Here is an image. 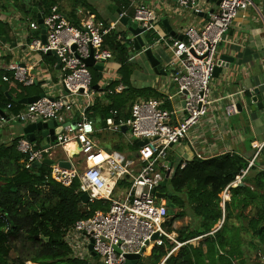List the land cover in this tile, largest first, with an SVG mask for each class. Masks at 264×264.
Segmentation results:
<instances>
[{"label":"built area","instance_id":"1","mask_svg":"<svg viewBox=\"0 0 264 264\" xmlns=\"http://www.w3.org/2000/svg\"><path fill=\"white\" fill-rule=\"evenodd\" d=\"M174 3L177 9L195 15L204 12L207 5L206 0H176ZM251 4V0H218L203 25L200 28L187 25L181 39L160 33L157 26L160 17L153 9L133 4L127 9H121V13L112 21L99 20L93 13H86L76 23L66 19L59 12L58 6L53 5L45 16H41L45 43L39 35L32 34L38 29L37 22L26 19L28 32L21 45L41 54L54 51L58 59V74L53 85L56 95L51 90L43 91L37 100L25 103L20 110L4 111L5 116L0 115V128L8 122L25 124L60 121L62 131L48 147H36L23 136L17 138L16 148L24 155V168L28 169L34 162H41L44 158L51 159L53 162L45 178L64 186H69L73 179L78 178L87 192V203L108 202L106 210L94 211L89 217L77 220L66 231L64 240L71 248L73 257H90L87 250L89 240L101 264H124L126 254L140 253L142 257L147 249L164 246L166 240L174 243L171 251L182 245L167 232L168 207L163 200L157 199L153 191L161 187L165 172L169 171L172 176L173 169L168 164L169 149L184 139L189 130L209 114L214 102L210 80L218 44L229 31L238 11ZM129 9H132L130 15L127 14ZM123 15L130 16L138 26L145 29L146 34H150L152 42L149 47L161 44L167 49L170 54L169 79L176 85L174 92L160 98L134 101L127 119L119 118L115 109L110 110V115L105 118V128L111 132L121 133V127L126 126V140L129 143H134V139L146 140L143 146H138L134 160L97 147L95 128L87 114L99 93L112 94L124 89L117 83L110 86L120 77L114 71L105 70L113 54L104 46V37L118 29V18ZM122 37V43L132 45L131 41ZM89 56H92L94 63H104L99 93L92 86L91 67L84 62ZM32 66L24 63H9L4 69L0 66V71L9 72V75L3 74L1 79L3 82L12 79L23 86L33 85L37 81L29 74ZM46 82L52 81L48 77ZM227 97L230 102L225 106V115L230 116L238 111V107L232 95ZM165 104H169V107L165 108ZM10 108L11 105L7 104L6 109ZM64 117H74L75 126L65 121ZM69 145L71 148H66ZM75 145L79 146L81 171L76 163H72L73 157L68 155L75 149ZM56 147L64 149L65 159L71 165L69 169L60 167L54 159L53 149ZM261 147L260 144L258 150ZM252 166L251 160L240 169L223 192L229 186L237 185ZM124 179L130 183L128 188L120 190L122 194L115 196L118 183ZM153 235L156 237L153 238ZM168 255L165 254L157 264H166ZM259 256L264 258L260 253ZM25 264L39 263L26 261Z\"/></svg>","mask_w":264,"mask_h":264},{"label":"crops","instance_id":"2","mask_svg":"<svg viewBox=\"0 0 264 264\" xmlns=\"http://www.w3.org/2000/svg\"><path fill=\"white\" fill-rule=\"evenodd\" d=\"M19 1L0 0V23L6 26L3 30L7 34V37L4 36L6 42L0 44V66L5 68L9 63L33 65L29 69V74L37 82L29 86L32 87L30 89L33 94L23 97L27 98L40 95L44 91V82L40 80L41 77L49 76L53 82L52 85L56 83L59 63L57 57L53 54L45 53V55L49 56L46 58L41 53L32 52L21 45V41H24L23 37L28 32L25 27L26 19L36 22L38 13L41 16H45L48 11L46 12V7L41 3V0H28L27 10L19 8L21 5ZM23 1L27 2V0ZM109 1L120 7L115 0ZM251 1V5L238 11L229 31L218 44L216 58L221 54H226L233 58V62L228 69H223L218 77L212 76L210 80V91L214 102L209 114L201 118L189 130L188 135L176 144L178 146V149H176L178 162L181 163V166L183 164L185 166L187 162L193 159H207L222 154L238 155L247 163L252 160L253 166L237 185H231L225 193L222 191L219 194L220 200L217 206L211 207L209 212L206 208L198 207L197 196L200 193L199 188H185L180 192V194H185V199L180 197L183 202L180 207H172L166 230L171 234V237H174L182 245L171 251L174 243L171 240L164 242V246H162L165 251L164 255L169 254L166 264L168 259L176 257L181 249L188 251V256L192 261L191 264H264V258L259 256V253L264 256V234L257 236L253 231V221L258 218L260 207L264 203V177L260 178V185L256 183L258 173H264V0ZM206 2L205 11L201 15L177 9L173 0L130 1L129 5L133 4V6L137 5L153 9L160 17V23L157 24L160 33L168 34L161 24V20L166 18L175 35H182V31L187 25L191 24L200 28L207 20L205 14L209 10L215 9L216 5L207 0ZM54 4L58 6L59 12L72 23H76L86 13H93L95 18L99 20L109 21L116 18V14L105 10L102 4L100 8L105 10V14L107 13V16L102 19L97 18L90 8L82 5L78 0H55ZM109 14L113 15V18H110ZM32 34L40 36L39 25L38 29ZM152 49L162 62L166 76L162 78L161 75H156L152 68L146 64L144 57L135 52L130 58L133 66L135 58L139 56L141 57L139 61L142 64L138 70L134 69L131 80L135 86L153 88L162 97L175 91V85L169 79L170 68L168 62L170 54L161 44L154 46ZM105 70L116 72L120 77L116 82L123 86L121 75L117 71V64L113 61V58L109 61ZM94 71L97 78L93 79L92 75V86L96 85L93 89L99 93L101 92L99 84L103 76L101 75L102 73L99 75L98 71ZM10 81L11 79L6 82L9 83ZM9 84L12 86L11 83ZM255 88L259 90L262 106H254L252 109L249 97ZM103 95V93H99L97 99ZM228 95H232L240 107L236 113L230 116L225 115V106L230 102ZM137 99L145 98L137 97ZM22 104L24 105L25 103ZM11 108H5L3 111L10 112L12 111ZM63 119L74 122V117H64ZM20 124L21 126H18ZM27 124L29 123H14L11 126L3 125L0 128V145L10 144L14 138L25 137L22 129L18 132L17 128H23ZM58 124L62 123L59 121ZM94 128L96 145H102L101 147L97 145V147L106 152H116L118 155H122L125 151L127 153L121 157L132 160L136 158L137 151L128 148L131 143L126 140L127 129L123 133H119L123 135L122 138H119L118 133L107 130L105 126H94ZM104 133L106 136L101 140L98 135ZM33 134L35 137L34 141L39 139L38 147L44 145L45 139L41 136V132L35 130ZM123 138L128 144L124 150L120 151L112 148L115 143H123ZM34 141L32 143L36 146ZM260 144L262 147L258 150ZM69 147L71 148V145L66 148ZM174 147L175 145L171 149ZM58 152H61L64 156L62 159H65L66 153L61 147L53 149L54 159ZM72 163H76L77 168H79L82 160L76 162L72 160ZM177 163L174 165L173 160H170L169 151L168 164L172 166L173 171ZM255 190L259 194L252 200L248 193ZM116 191L115 196L118 195ZM190 194L195 196L190 197ZM254 207L256 208V213L253 215ZM173 209L177 211L173 212ZM178 213L181 214V217L172 220ZM223 230L227 232L221 233ZM178 237L186 240L181 241ZM152 250L147 249L138 264H151L153 261ZM163 256L160 257L156 264ZM89 258L91 261V257Z\"/></svg>","mask_w":264,"mask_h":264},{"label":"trees","instance_id":"3","mask_svg":"<svg viewBox=\"0 0 264 264\" xmlns=\"http://www.w3.org/2000/svg\"><path fill=\"white\" fill-rule=\"evenodd\" d=\"M78 1L88 7L85 0ZM115 1L119 3L120 9H127L130 3L129 0ZM19 2L21 4L19 8L27 10L28 0ZM41 3L45 5L47 12L55 5V0H41ZM131 13L127 11L128 15ZM3 29L4 25L0 23V36L7 37ZM119 36L121 38H118ZM122 36L123 33L119 29L111 31L104 37V46L112 51L113 61L117 64L124 89L118 93L104 94L87 111L95 127L105 126V118L110 115L109 111L112 109L118 111L119 118H129L131 106L137 97L145 99L160 97L153 88L135 86L132 82L131 75L135 68L130 58L135 50L131 44L122 43ZM3 74L9 75V72L0 73V110L3 111L6 105L10 104L12 111L16 112L23 104L9 99L6 93L18 100L32 95L33 91L30 89L32 87L23 86L11 79L9 83L12 87L2 81ZM116 83L114 81L110 86L113 87ZM16 141L17 138H14L10 144L0 145V264H25L26 261L39 264H92L89 257L85 259L73 257L64 236L77 220L89 217L96 210H106L108 202L82 203L81 195L84 189L79 179L75 178L69 186H64L53 179L45 178L49 171L47 164L24 168V155L16 149ZM34 142L38 147L39 139ZM112 148L121 151L125 145L119 142L113 144ZM128 148L136 150L137 146L132 143ZM180 164L177 163L171 176L169 190L172 196L171 202L167 205L169 214L172 207H180L183 203L178 194L185 188L193 187L199 188L200 191L197 196L198 207L206 208L209 212L211 207L217 206L219 194L234 180L247 162L238 155L222 154L207 159H193L183 168ZM262 177L264 173H258L257 185H260ZM179 217L181 214L178 213L172 220ZM257 217L253 221V231L257 236H262L264 203ZM45 238L49 240L46 241ZM178 238L181 241L186 240ZM164 253L162 247L153 248L151 264H156ZM191 262L188 251L181 249L176 257L168 259L167 264Z\"/></svg>","mask_w":264,"mask_h":264},{"label":"water","instance_id":"4","mask_svg":"<svg viewBox=\"0 0 264 264\" xmlns=\"http://www.w3.org/2000/svg\"><path fill=\"white\" fill-rule=\"evenodd\" d=\"M129 1H139V0H129ZM176 1V0H173ZM210 1L212 3H215V5L218 3V0H207ZM103 7L105 10L110 11V13L112 14H116V17L121 13V9L119 7H117L115 4L111 3V1L109 0H103ZM213 12V9L209 10L208 13ZM208 13L205 14V17L208 18ZM203 13H199V15H201ZM37 24L40 27V38L42 40L43 43H45V28L44 25L42 23V17L41 15L38 13L37 14ZM162 25L164 26L166 32L173 36V37H177L179 39L182 38V35H175V33L171 30L170 25L167 22V19L164 18L161 20ZM118 29L122 31L123 36L125 39H127L128 41L132 42V46L135 50V52L141 54L145 61H147L148 65L152 68L153 72L156 75H161L162 78H164L166 76V72L162 66V62L158 59V57L154 54L153 49L151 47H149V37L148 34H146L145 29L143 27L138 26L137 22L134 21L130 16L128 15H123L121 17L118 18ZM6 40L3 36H0V44L1 43H5ZM74 48V47H73ZM47 54H54V51H47ZM85 64L88 67H92L94 70L98 71L99 75L101 73V70L104 66L103 62H99V63H94L92 56H89L88 58H86L84 60ZM233 62V58L226 55V54H221L218 56V58H216L215 61V65H214V69H213V77H218V75L220 73H222L223 69H228L230 64ZM94 88L96 87V85L93 86ZM176 87V85H175ZM4 89V87H3ZM40 95H35V96H31V97H27V98H23V99H15L11 96H9L8 94H6V96L9 99H12L14 101H19L20 103H30L33 102L35 100H37ZM249 100L251 101V107L252 109L254 108V106H258L261 107V96L259 95V90L258 88H255L251 94V96L249 97ZM183 105V102L181 103ZM238 110L240 109L239 105H237ZM0 115L5 116L4 111L0 110ZM72 126H75V122H71L70 123ZM62 124H58L57 121L55 120H47V121H38V122H34V123H29L27 125H25L22 128V132L25 135V137L29 140V141H34V134L33 131L38 130L41 132V136L44 137L45 139V143L44 145H42L43 148L48 147L50 143L55 141L56 135L59 134L62 131ZM122 130L123 132L126 131V126H122ZM134 143L137 146H143L146 143V140H138V139H134ZM79 153V146L75 145V149L71 150L69 152V157H74L75 155H78ZM53 161L51 159H47L44 158L41 160V162H34L33 166H38L41 164H47L50 165ZM58 165L60 167L69 169L70 168V162L67 159H61L58 161ZM171 176L169 175V171L164 173V181L161 182V187H166V186H170L171 184ZM154 195L157 197L158 200H163L167 197V194L165 192H160V191H153ZM81 200L82 203L86 204L87 200H88V195L87 192H83L81 195ZM156 235H153V238H155ZM43 238V237H41ZM46 241H48V238H45ZM257 244V242H256ZM87 250L90 254L91 257V263L92 264H101V262L99 261V257L96 255V253L92 250V243L91 240H89V243L87 244ZM125 262L124 264H138L141 255L140 253L138 254H126L125 255Z\"/></svg>","mask_w":264,"mask_h":264},{"label":"rangeland","instance_id":"5","mask_svg":"<svg viewBox=\"0 0 264 264\" xmlns=\"http://www.w3.org/2000/svg\"><path fill=\"white\" fill-rule=\"evenodd\" d=\"M86 2H87V4H88V8H90L91 9V11H93L95 14H96V16H97V18H105V16H107V13L105 14V10H103V9H101L100 8V5L101 4H103V0H85ZM129 13H131L132 12V9H129V11H128ZM109 17L110 18H113V15H110L109 14ZM109 21H112V20H109ZM4 28H6V26L4 25ZM148 37H149V40H151V38H150V34H148ZM154 52V51H153ZM134 53V52H133ZM135 54V53H134ZM137 55V54H136ZM141 55V54H140ZM141 57H142V55H141ZM140 56L139 57H136L135 58V63H134V68H135V70H138L140 67H141V64L142 63H140V61H139V59L141 58ZM143 62H144V59H143ZM146 62V64H148L147 63V61H145ZM145 62H144V64H145ZM90 72H91V74L93 75V79H95V71H94V69L91 67L90 68ZM49 76H47V77H41L40 78V80L41 81H43L44 82V86L43 87H45V89H44V91H48V90H51L52 91V93L53 94H55L56 95V92H55V89H54V87H53V85H52V82H49V83H47L46 82V79L48 78ZM174 92V91H173ZM212 97V96H211ZM213 98V97H212ZM165 106V108H168L169 107V104H165L164 105ZM19 124V123H18ZM6 125L7 126H11V125H13V123H6ZM18 126H21V124L20 125H18ZM19 128V129H18ZM17 128V130H18V132H19V130H21L22 128L21 127H18ZM121 132L123 133V130H122V127H121ZM104 136H106V134L104 133V134H101V135H98V137L102 140V139H104ZM119 137H123V135H119ZM119 141H120V139L119 138H117ZM122 142H123V145H128L127 144V142H126V140H124V138L122 139ZM99 147H101L102 145L101 144H97ZM178 149V146L177 145H175V147L173 148V149H169V151H170V160L172 161L173 160V164L175 165L178 161H179V159H178V152H177V149ZM136 151H137V149H136ZM169 151H168V153H169ZM127 152H125L124 151V153H122V155H124V154H126ZM122 155H120V156H122ZM59 158H64V156L62 155V153L61 152H58L57 153V155L55 156V160L56 161H58V159ZM79 158V155H77V156H75V157H73V161L74 162H76V161H80V159H78ZM82 166V164L79 166V171H81V167ZM129 181L127 180V179H124L122 182H119L118 183V188H117V191H116V194H120V191L119 190H123V189H126V188H128V186H129ZM167 189H169V187L168 186H166V187H158L157 188V190L158 191H160V192H162V191H165V190H167ZM258 190V189H257ZM257 190H255V191H253V192H250V193H248V195H249V197L252 199V200H254L255 199V197H256V195H258L259 194V192L257 191ZM185 192V191H184ZM122 194V193H121ZM120 194V195H121ZM182 199H185V194L184 193H181V194H178ZM166 205H168V204H166ZM233 205V204H232ZM234 206V205H233ZM258 207H260V206H258ZM175 211H177L176 209H173V212H175ZM256 213V208L254 207L253 208V215ZM224 229H226V227H224ZM224 232H227L226 230H223L221 233H224ZM142 259H145V258H142Z\"/></svg>","mask_w":264,"mask_h":264},{"label":"flooded vegetation","instance_id":"6","mask_svg":"<svg viewBox=\"0 0 264 264\" xmlns=\"http://www.w3.org/2000/svg\"><path fill=\"white\" fill-rule=\"evenodd\" d=\"M162 192H165L167 194V197L164 199V202L166 204H169L171 202L172 192L169 189L162 191Z\"/></svg>","mask_w":264,"mask_h":264}]
</instances>
